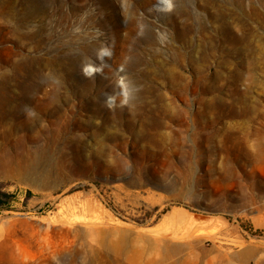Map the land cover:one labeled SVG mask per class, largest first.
Here are the masks:
<instances>
[{"label": "rangeland", "instance_id": "1", "mask_svg": "<svg viewBox=\"0 0 264 264\" xmlns=\"http://www.w3.org/2000/svg\"><path fill=\"white\" fill-rule=\"evenodd\" d=\"M44 1L0 0L51 99L2 126L0 264H264V0L226 4L240 42L206 0Z\"/></svg>", "mask_w": 264, "mask_h": 264}, {"label": "bare ground", "instance_id": "2", "mask_svg": "<svg viewBox=\"0 0 264 264\" xmlns=\"http://www.w3.org/2000/svg\"><path fill=\"white\" fill-rule=\"evenodd\" d=\"M51 1L55 3L61 0H51ZM229 1L231 0H206V6L208 7L209 16L215 21V29L221 35V39L223 40V42H240L242 40V36L235 35L234 32H232L231 27H230L231 21L226 17L229 14V11L227 10V7H226V4ZM24 2L26 4L25 6L26 13L28 14H37L39 12H42L45 9L44 0H24ZM250 11H252L253 14L259 16V11L256 7H251ZM136 27H137V23L135 21H129L126 27V37H129L132 31ZM15 31L17 30L15 29ZM182 31L184 32V30ZM142 35H143L141 36L142 39L146 41L151 40L152 32L150 31L149 27L147 26L143 27ZM8 40L9 38L7 37V35L3 34L0 36V44H3L4 41H8ZM11 44L12 45L6 46L9 48V56L3 57L0 55V137L2 135V126L4 124V121L7 118H11V119L20 118L22 115L21 110L24 104L31 105L34 108H37V107L39 108L40 106L45 107L48 103H51L49 90L40 89L39 87L42 93V96H39L37 98H30L28 96V91H29L28 88L26 87L23 88L21 86L19 79H18L20 75V71H22L25 68V72L31 73L33 72L32 70L34 68H30L24 63V61L28 62V60H24L22 58V54L17 49L18 47L17 41L11 40ZM89 48H92V47H89ZM93 60L96 61V58L89 60V63L94 62ZM137 61H138L137 59H133L132 64L133 63L136 64ZM9 72H11V75L9 74ZM66 73L67 75H69L70 72L66 71ZM169 79L172 81L173 77H170ZM121 87L123 90H125L126 88L125 81L121 83ZM53 108L54 107L50 106L42 114L51 115L54 110ZM35 115H38V113L36 112Z\"/></svg>", "mask_w": 264, "mask_h": 264}, {"label": "clouds", "instance_id": "3", "mask_svg": "<svg viewBox=\"0 0 264 264\" xmlns=\"http://www.w3.org/2000/svg\"><path fill=\"white\" fill-rule=\"evenodd\" d=\"M85 75H87V73H85Z\"/></svg>", "mask_w": 264, "mask_h": 264}]
</instances>
